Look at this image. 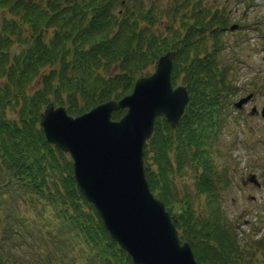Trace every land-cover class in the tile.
Masks as SVG:
<instances>
[{
    "label": "trees",
    "instance_id": "1",
    "mask_svg": "<svg viewBox=\"0 0 264 264\" xmlns=\"http://www.w3.org/2000/svg\"><path fill=\"white\" fill-rule=\"evenodd\" d=\"M192 7L190 21L168 27L162 36L151 31L156 14L142 0H0V190L43 198L53 207L54 234L40 237L46 264L132 262L77 189L69 157L47 143L38 126L43 109L53 102L74 117L117 101L169 50L175 52L172 85L186 87L190 100L176 129L162 116L155 119L143 150L148 186L198 264H240L208 150L220 130L222 101L233 94L226 69L218 63L221 36L233 23L224 8ZM261 19L264 25V15ZM115 66L118 71L111 75ZM37 78L41 87L29 95ZM10 111L17 118L9 119ZM125 113L117 109L112 119ZM187 167L196 173L195 194L206 199L202 216L175 194L171 176L184 174Z\"/></svg>",
    "mask_w": 264,
    "mask_h": 264
},
{
    "label": "rangeland",
    "instance_id": "2",
    "mask_svg": "<svg viewBox=\"0 0 264 264\" xmlns=\"http://www.w3.org/2000/svg\"><path fill=\"white\" fill-rule=\"evenodd\" d=\"M142 1L155 11L156 25L150 28L155 35L167 36L168 27L178 28L180 21H190L187 19L189 11L198 3L212 10L224 8L229 12L231 23L238 25L237 29H227L221 36L223 48L218 52V63L226 69L233 94L222 101L220 130L208 150L220 176L219 204L241 252L237 261L240 264H264V118L260 114L264 108V25L261 19L264 3L248 4L247 0ZM183 17L186 20H182ZM51 34L52 30L44 34L45 39L48 40ZM155 68V64L148 66L144 75L151 74ZM48 70L46 68L44 72ZM117 71L115 66L110 74ZM40 87L37 78L28 94ZM248 94L252 98L246 105L240 109L234 107L235 102ZM253 108L257 113H251ZM8 117L17 118L16 111H10ZM250 175L255 176L259 186L248 181ZM171 180L178 199L189 200L195 216L206 213L205 196L195 194L196 173L187 167L184 174L174 173ZM2 191L0 257L3 264H46V250L40 237L48 236L49 232L54 234L51 230L56 224L53 207L43 198L34 199L26 193L8 189Z\"/></svg>",
    "mask_w": 264,
    "mask_h": 264
},
{
    "label": "water",
    "instance_id": "3",
    "mask_svg": "<svg viewBox=\"0 0 264 264\" xmlns=\"http://www.w3.org/2000/svg\"><path fill=\"white\" fill-rule=\"evenodd\" d=\"M174 55L173 50L161 55L155 71L138 77L127 96L74 117L64 106L48 103L38 123L47 143L72 158L77 189L132 264H198L166 207L152 194L144 171L143 150L156 117L176 129L190 100L186 87L172 85ZM251 98L248 94L234 107L242 108ZM117 109L126 113L116 121L112 114ZM260 114L264 118V108ZM248 181L259 186L254 175Z\"/></svg>",
    "mask_w": 264,
    "mask_h": 264
}]
</instances>
